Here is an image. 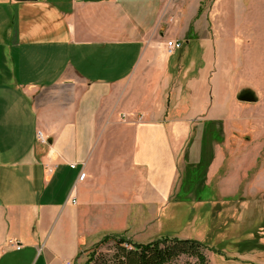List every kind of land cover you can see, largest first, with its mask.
Returning a JSON list of instances; mask_svg holds the SVG:
<instances>
[{
	"label": "crops",
	"instance_id": "0c3cea01",
	"mask_svg": "<svg viewBox=\"0 0 264 264\" xmlns=\"http://www.w3.org/2000/svg\"><path fill=\"white\" fill-rule=\"evenodd\" d=\"M185 1L0 0V264L75 262L179 204L188 179L204 183L191 204L227 197V86L192 25L204 0ZM173 42L198 43L199 61L165 54Z\"/></svg>",
	"mask_w": 264,
	"mask_h": 264
},
{
	"label": "rangeland",
	"instance_id": "374dc122",
	"mask_svg": "<svg viewBox=\"0 0 264 264\" xmlns=\"http://www.w3.org/2000/svg\"><path fill=\"white\" fill-rule=\"evenodd\" d=\"M190 3L185 1L182 12L193 10ZM197 9L199 17L192 25L213 51V77L226 84L220 94L230 103L227 130L220 133L218 143L226 158L222 174L229 178L227 197L216 193L220 180L213 179L217 195L211 199L207 190L202 195L209 198L206 202L191 204L204 183L203 179L199 185L190 183L176 198L179 204H170L162 216L143 217L156 220L149 225L133 223L131 234L123 237L135 245L163 238L195 240L204 246L207 264H264V0H204ZM187 49L191 54L183 57ZM201 54L198 43H193L175 56L177 62L183 57L185 65L188 58L199 61ZM241 92L251 95L253 102L239 101ZM110 247L101 246L98 253L110 254ZM87 259L83 253L72 264H85ZM169 264H196V260L181 256Z\"/></svg>",
	"mask_w": 264,
	"mask_h": 264
},
{
	"label": "trees",
	"instance_id": "16d2710c",
	"mask_svg": "<svg viewBox=\"0 0 264 264\" xmlns=\"http://www.w3.org/2000/svg\"><path fill=\"white\" fill-rule=\"evenodd\" d=\"M215 126L207 124L200 139L203 160L198 167V176L205 174L211 162L212 142L214 140ZM202 144L206 148H202ZM197 180V179H196ZM193 179L194 183L196 181ZM101 246H111L109 254L98 253ZM88 259L85 264H169L181 256L191 257L196 264H207L204 257V246L195 240H180L163 238L150 244L135 245L123 236H107L98 244L86 251Z\"/></svg>",
	"mask_w": 264,
	"mask_h": 264
},
{
	"label": "built area",
	"instance_id": "2783aa9c",
	"mask_svg": "<svg viewBox=\"0 0 264 264\" xmlns=\"http://www.w3.org/2000/svg\"><path fill=\"white\" fill-rule=\"evenodd\" d=\"M181 49V44L178 43V42H173V43H168L166 46H165V51L167 53V55H173L176 51L180 50ZM36 140L38 143L40 144H46L47 143V140L46 138L44 137V135L40 132H38L36 134ZM85 178V174L84 173H81L79 175V181H83V179ZM7 245L9 247H12L14 248L15 250H20L21 247L20 245H17L14 241H8L7 242ZM65 264H72L71 262H67Z\"/></svg>",
	"mask_w": 264,
	"mask_h": 264
},
{
	"label": "water",
	"instance_id": "95a60500",
	"mask_svg": "<svg viewBox=\"0 0 264 264\" xmlns=\"http://www.w3.org/2000/svg\"><path fill=\"white\" fill-rule=\"evenodd\" d=\"M238 100L241 102H253V97L247 93H240Z\"/></svg>",
	"mask_w": 264,
	"mask_h": 264
}]
</instances>
